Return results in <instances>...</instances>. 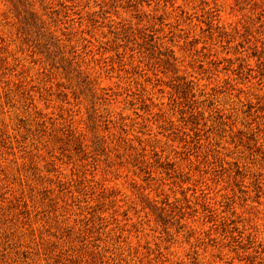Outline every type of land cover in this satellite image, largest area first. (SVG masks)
Segmentation results:
<instances>
[{
	"label": "rangeland",
	"instance_id": "1",
	"mask_svg": "<svg viewBox=\"0 0 264 264\" xmlns=\"http://www.w3.org/2000/svg\"><path fill=\"white\" fill-rule=\"evenodd\" d=\"M0 264H264V0H0Z\"/></svg>",
	"mask_w": 264,
	"mask_h": 264
}]
</instances>
